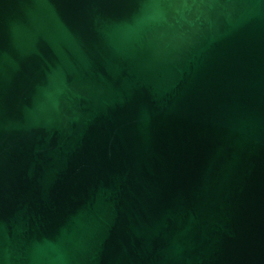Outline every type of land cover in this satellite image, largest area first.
<instances>
[{
  "label": "water",
  "instance_id": "obj_1",
  "mask_svg": "<svg viewBox=\"0 0 264 264\" xmlns=\"http://www.w3.org/2000/svg\"><path fill=\"white\" fill-rule=\"evenodd\" d=\"M0 264H264V0H0Z\"/></svg>",
  "mask_w": 264,
  "mask_h": 264
}]
</instances>
